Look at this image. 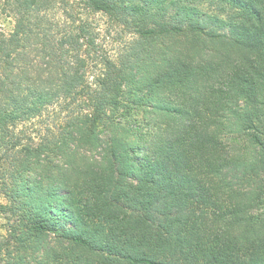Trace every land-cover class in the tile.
<instances>
[{
    "label": "trees",
    "instance_id": "obj_1",
    "mask_svg": "<svg viewBox=\"0 0 264 264\" xmlns=\"http://www.w3.org/2000/svg\"><path fill=\"white\" fill-rule=\"evenodd\" d=\"M7 210L0 264H264V0H0Z\"/></svg>",
    "mask_w": 264,
    "mask_h": 264
},
{
    "label": "rangeland",
    "instance_id": "obj_2",
    "mask_svg": "<svg viewBox=\"0 0 264 264\" xmlns=\"http://www.w3.org/2000/svg\"><path fill=\"white\" fill-rule=\"evenodd\" d=\"M96 17L100 21V24H101L100 27H102L103 30L106 31L108 34H110L104 40H105L106 48H108L112 52H115V51H118V53L119 51L121 52L122 46L125 43L124 41H129V39L132 37L134 38V36H130L129 34L123 35L122 33H120L121 32L120 26H109L106 23L107 20L103 16L97 15ZM172 40L175 41V44H174L175 48L178 49L180 47L179 49H184V50H187V48H190L193 51V41L191 40L189 36L171 37V41ZM203 78L199 81L198 83L199 85H203L204 83ZM16 219H17L16 215H14L13 212L10 210H7L6 212H3L0 214V236L7 234V227L9 225H13ZM39 243L44 247L50 244L52 246L57 245L59 247L63 246V247H66L67 249H71L69 252H73V253L79 252V250L76 248H70L68 244L64 242V240H59V239L56 240L53 234L52 235L47 234L45 237L39 240ZM44 247H42V250L45 249Z\"/></svg>",
    "mask_w": 264,
    "mask_h": 264
}]
</instances>
